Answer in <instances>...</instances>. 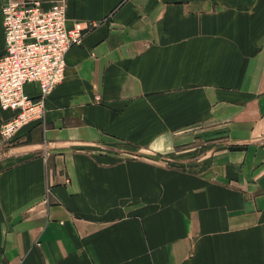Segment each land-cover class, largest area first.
<instances>
[{"label": "crops", "instance_id": "crops-1", "mask_svg": "<svg viewBox=\"0 0 264 264\" xmlns=\"http://www.w3.org/2000/svg\"><path fill=\"white\" fill-rule=\"evenodd\" d=\"M12 1L62 0H0V56ZM63 1L65 79L0 136V264H264V0Z\"/></svg>", "mask_w": 264, "mask_h": 264}, {"label": "built area", "instance_id": "built-area-1", "mask_svg": "<svg viewBox=\"0 0 264 264\" xmlns=\"http://www.w3.org/2000/svg\"><path fill=\"white\" fill-rule=\"evenodd\" d=\"M66 22L63 0L48 7L40 2L4 4L6 52L0 56V104L14 115L0 130L3 140L11 141L31 122L44 121L47 97L65 79L67 53L84 38L80 24L70 28ZM32 82L38 86L35 95L25 90Z\"/></svg>", "mask_w": 264, "mask_h": 264}, {"label": "rangeland", "instance_id": "rangeland-1", "mask_svg": "<svg viewBox=\"0 0 264 264\" xmlns=\"http://www.w3.org/2000/svg\"><path fill=\"white\" fill-rule=\"evenodd\" d=\"M168 140L167 137H162L160 138V141H159V144L156 145V148L158 150H155L154 152L155 153H150V152H147V151H143V153L141 154L142 158L144 160H153V161H158L160 165L162 166H166L167 165V161H173L175 162V164L177 165V167L180 166L181 164V157H179L178 154H174L175 157H173L172 153H168V146H166V141ZM172 140V138H171ZM171 145V144H170ZM169 155H172V157L169 158ZM182 154H180L181 156ZM169 161V162H170ZM183 166V165H181ZM179 167V168H175L176 170H179V171H184V169L182 167Z\"/></svg>", "mask_w": 264, "mask_h": 264}]
</instances>
